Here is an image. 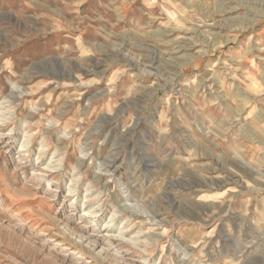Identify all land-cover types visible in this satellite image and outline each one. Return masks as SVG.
Segmentation results:
<instances>
[{
	"label": "rangeland",
	"instance_id": "1",
	"mask_svg": "<svg viewBox=\"0 0 264 264\" xmlns=\"http://www.w3.org/2000/svg\"><path fill=\"white\" fill-rule=\"evenodd\" d=\"M0 264H264V0H0Z\"/></svg>",
	"mask_w": 264,
	"mask_h": 264
}]
</instances>
